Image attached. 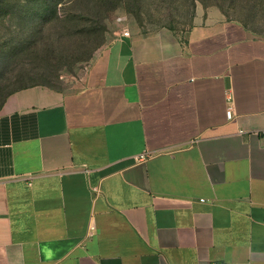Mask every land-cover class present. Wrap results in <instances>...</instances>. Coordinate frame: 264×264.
<instances>
[{
    "label": "crops",
    "instance_id": "crops-1",
    "mask_svg": "<svg viewBox=\"0 0 264 264\" xmlns=\"http://www.w3.org/2000/svg\"><path fill=\"white\" fill-rule=\"evenodd\" d=\"M125 31L1 103L0 264H264V37Z\"/></svg>",
    "mask_w": 264,
    "mask_h": 264
},
{
    "label": "rangeland",
    "instance_id": "rangeland-1",
    "mask_svg": "<svg viewBox=\"0 0 264 264\" xmlns=\"http://www.w3.org/2000/svg\"><path fill=\"white\" fill-rule=\"evenodd\" d=\"M28 3L0 0V105L31 86L74 89L125 30L183 31L201 11L214 10L264 37V0H61L53 11Z\"/></svg>",
    "mask_w": 264,
    "mask_h": 264
},
{
    "label": "built area",
    "instance_id": "built-area-1",
    "mask_svg": "<svg viewBox=\"0 0 264 264\" xmlns=\"http://www.w3.org/2000/svg\"><path fill=\"white\" fill-rule=\"evenodd\" d=\"M123 35H124V36H129V32H128V31H123ZM226 98H227V101L230 103V102H231V97H230V95H229L228 93H226ZM225 115H226V118H227L228 120L231 119V117H232V113H231V108H230V107L227 108ZM240 133H242V131H240ZM256 133H257V134L259 133V134H261L262 136H264V131L256 132ZM145 157H146L145 154H140V155H137V156L135 157V160L138 162V161L143 160ZM91 230H92V227L90 228V230H89V232H88V236L91 235V233H92Z\"/></svg>",
    "mask_w": 264,
    "mask_h": 264
},
{
    "label": "trees",
    "instance_id": "trees-1",
    "mask_svg": "<svg viewBox=\"0 0 264 264\" xmlns=\"http://www.w3.org/2000/svg\"><path fill=\"white\" fill-rule=\"evenodd\" d=\"M34 1H36V3H38L39 6L42 5L43 7H45L44 9H46V10H52V11L61 2V0H28L29 3L27 5H32V2H34ZM43 17H44V15L42 16V18ZM241 24H243V23H241Z\"/></svg>",
    "mask_w": 264,
    "mask_h": 264
}]
</instances>
